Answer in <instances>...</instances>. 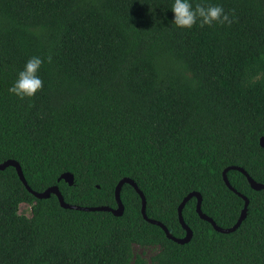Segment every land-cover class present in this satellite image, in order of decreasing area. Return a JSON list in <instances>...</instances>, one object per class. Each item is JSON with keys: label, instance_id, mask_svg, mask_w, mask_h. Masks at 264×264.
Returning a JSON list of instances; mask_svg holds the SVG:
<instances>
[{"label": "trees", "instance_id": "16d2710c", "mask_svg": "<svg viewBox=\"0 0 264 264\" xmlns=\"http://www.w3.org/2000/svg\"><path fill=\"white\" fill-rule=\"evenodd\" d=\"M263 137L264 0H0V162L34 191L117 208L127 177L177 238L191 192L230 228L245 201L223 172L264 184ZM228 178L250 200L242 225L217 232L195 197L179 244L129 184L117 217L0 170V264H264V189Z\"/></svg>", "mask_w": 264, "mask_h": 264}, {"label": "water", "instance_id": "95a60500", "mask_svg": "<svg viewBox=\"0 0 264 264\" xmlns=\"http://www.w3.org/2000/svg\"><path fill=\"white\" fill-rule=\"evenodd\" d=\"M260 144L261 146L264 148V137L260 139ZM8 167H14L17 170V173L20 177V180L22 181V183L26 186V188L38 199H48L50 198L53 194L56 195L59 199L60 205L62 208L64 209H71V210H80V211H103V212H111L113 215L120 217L123 216L124 211H125V206L123 204L122 198H121V191L122 188L125 184H129L131 185L136 191L137 193L140 195L141 199H142V215L144 217V219L146 221H148L151 224L160 226L166 233L167 237L179 244H187L189 243L192 238H193V230L188 226V224L186 223L184 216H183V211L184 208L186 206V204L192 199V198H197L198 202H197V212L200 215V217L211 223L212 226L214 227V229L217 232L223 233V234H230L235 232L244 222V220L247 218L248 216V207H249V203L250 200L248 197H246L245 195L239 193L230 183L229 178H228V172L230 170H237L242 172L248 179L251 187L256 190V191H261L264 189V184L255 181L248 173L247 171H245L243 168L238 167V166H230L228 168H226L223 172V178L224 181L226 183V185L232 190L234 191L236 194H238L240 197H242L245 201V205L244 208L241 212V215L238 219V221L236 222V224H234L232 227L230 228H222L220 226L217 225V223L208 215H206L203 210H202V201H203V197L199 192H191L190 194H188L184 200L182 201V203L180 204L179 208H178V212H179V220L180 223L182 224L183 228L186 231V236L183 238H177L175 236H173L171 234V232L169 231V229L160 221L151 219L148 217L147 215V200H146V196L144 195V193L141 191V189L139 188V186L137 185V183L132 180L131 178H123L122 180L119 181L118 185L116 186L115 189V197H116V201H117V208H112L109 206H96V207H86V206H79V205H73V204H69L65 201V198L60 190V187L55 185L52 186L48 189H46L44 192H36L34 191L29 185L28 182L24 176L23 170L21 165L15 161V160H8L5 161L3 163L0 162V170H5ZM64 180L68 185L73 186L75 183V178L74 175L70 172H66L64 174H62V176L59 178V181Z\"/></svg>", "mask_w": 264, "mask_h": 264}, {"label": "rangeland", "instance_id": "374dc122", "mask_svg": "<svg viewBox=\"0 0 264 264\" xmlns=\"http://www.w3.org/2000/svg\"><path fill=\"white\" fill-rule=\"evenodd\" d=\"M20 213L25 214L27 216L31 215V206L29 204H22L20 206ZM136 253L143 256L146 260L149 261L150 256L154 253V249H141L139 247H136L135 249ZM148 264H150L148 262Z\"/></svg>", "mask_w": 264, "mask_h": 264}]
</instances>
